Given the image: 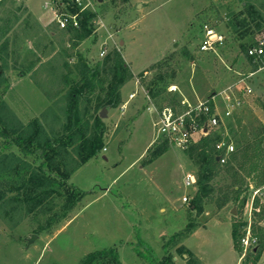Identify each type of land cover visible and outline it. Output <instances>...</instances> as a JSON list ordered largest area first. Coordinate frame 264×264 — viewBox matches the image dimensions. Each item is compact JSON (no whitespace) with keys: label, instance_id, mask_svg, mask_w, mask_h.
<instances>
[{"label":"rangeland","instance_id":"374dc122","mask_svg":"<svg viewBox=\"0 0 264 264\" xmlns=\"http://www.w3.org/2000/svg\"><path fill=\"white\" fill-rule=\"evenodd\" d=\"M74 3L0 0V166L7 167L0 170V264H83L90 253L111 247L122 264H151L137 254L138 242L164 258L163 244L186 231L188 223L197 226L169 246L173 264H254L264 237V134L259 132L264 66L253 71L246 48L264 37V0H91L85 10L91 13L80 18L77 28H62L54 9L72 13ZM86 18L92 32L82 38L76 29ZM204 21L215 25L225 41L200 53ZM114 50H120L132 72L121 88L123 102L136 87L135 75L151 70L142 80L155 102L182 108V99L193 105L211 100L223 114L224 92L254 72L247 78L253 93L211 134L214 140L232 141L237 160L222 165L211 181L214 191L200 206L193 202L197 186L180 184L187 172L198 173L192 145L181 149L158 136L156 113L144 91L124 111L119 105L105 117L96 98L81 101L85 125L92 128L97 115L103 119V147L66 175L76 165L72 160H80V142L70 146L64 130L71 82L79 79L82 59L104 65ZM172 83L180 91L170 93ZM16 136L34 152L14 144ZM52 147L59 151L61 171L47 168L52 186L37 194L27 187L31 171L42 161L50 163L42 152L51 156ZM12 161L13 169L8 167ZM70 184L87 193L65 213ZM185 193L191 196L187 205L181 200ZM227 197L231 200L224 203ZM229 221L232 229L233 223L240 225L242 250L234 246ZM249 230L245 248L242 239ZM33 235L38 237L29 243ZM94 264L116 263L108 258ZM257 264H264V248Z\"/></svg>","mask_w":264,"mask_h":264},{"label":"trees","instance_id":"16d2710c","mask_svg":"<svg viewBox=\"0 0 264 264\" xmlns=\"http://www.w3.org/2000/svg\"><path fill=\"white\" fill-rule=\"evenodd\" d=\"M71 9L74 12L77 10L76 7L73 6ZM90 13V11H84L82 12L81 17H86ZM91 15L93 16L94 14ZM76 30L82 38L88 37L90 35L92 29H89L88 27L87 18L81 22V29ZM250 60L254 63L253 71L259 70L261 65L259 63L254 62L251 58ZM78 74L79 79L77 81L71 82V87L68 90V94L66 97V114L68 116V120L64 130L65 133L69 134L68 136L71 137L69 143L70 146H73L76 142H80L81 148H79V145L78 149H76V154L80 157V160L77 161V159L75 158L72 160L76 163V165L72 167L71 170H69V173L68 171L66 172L67 176L77 170L84 162L96 155L99 150H101V148L103 147V137L105 133V124L103 122V119L99 115H97L95 118V125L92 128L89 127V122H87L85 125L83 121H81V101L83 99H86L87 101H92L96 98V106L100 111H102L104 108H106L108 111L111 108L117 107L123 102L121 88L126 83V81H128L132 77V72L129 68V65L124 60L120 50H114L111 53L109 61L105 62L104 65L102 63L91 65L86 59H82L78 67ZM47 97L51 100L53 99L51 95H48ZM87 132H90V135H87ZM259 132L261 134H264V125L263 129ZM0 134L2 135L1 129ZM63 139V136H60L58 138L59 141ZM220 139L221 138L214 140L212 139V136L209 135L203 137L199 142L194 143L191 146V154L192 156L198 158L197 162L199 165L197 173L198 180L196 184L198 190L196 196L193 199V202L197 207L202 204L203 198L205 196H208L214 191V186L212 185L211 181L215 177L220 175L222 171L223 164L218 160L219 152L215 148V143ZM13 140V143L17 146H20L22 151L26 153L34 152L31 144H26L23 138L16 136L13 138ZM30 141H33V137H31ZM41 147L42 150L45 148L43 145ZM51 150V156L48 155L47 152H42L46 157L47 161H50V163L42 161L39 167L31 171V185H28L27 187H29L30 191L35 192L37 194L40 193V188H47L52 186L51 184L53 182L54 177H52L51 175H46L47 168L51 167L52 171L53 169H55L57 172L61 171L60 165L56 163V157L59 154V151L53 147ZM236 160L237 157L234 151L231 154L228 162L226 163V166H230V164H232L233 161ZM10 163L11 164H9L10 166L8 167L11 169L15 168L16 162L12 161ZM53 163L54 167L52 166ZM2 168L7 167L0 166V170H6ZM69 186L71 188V194H69L67 202L65 203L63 208L65 213L72 210L75 204L80 201L82 196L87 193V191L75 186L74 184H70ZM50 192L48 191V193ZM2 197L3 196H0V198ZM228 200L231 199L227 197L224 203H226ZM196 226V224L192 225L191 223H188L186 231L182 233L180 232L173 234L169 238L168 242L163 244V249L166 254L164 258H160L154 251V249L142 240H140L137 244V254L149 261L151 264H173L174 255L170 254L169 246H174L178 238H182L185 233L192 232ZM240 231V225L238 223H233L232 235L236 250H242V236L240 235ZM258 246V251L254 253V264H257L261 252L264 248V237L259 241ZM182 252L183 251H181V253ZM108 258L116 264H122L120 261V255L118 250L112 247L105 248L102 251H94L90 253L85 258L83 264H94L97 261H105Z\"/></svg>","mask_w":264,"mask_h":264},{"label":"built area","instance_id":"2783aa9c","mask_svg":"<svg viewBox=\"0 0 264 264\" xmlns=\"http://www.w3.org/2000/svg\"><path fill=\"white\" fill-rule=\"evenodd\" d=\"M74 2L73 7H77L75 12L59 13L57 9H54L55 18L62 28L78 27L82 12L89 8L91 4V0H74ZM202 33L203 37L197 45V50L200 53L213 50L225 41L224 34L219 32L217 27L209 21L202 22ZM247 56L254 62L259 63L260 67L264 66V37L256 39L247 48ZM150 74H152L151 70H144L141 74L135 75L136 87L120 107L124 111L129 103L138 97L140 91H144V97L150 104L149 109H154L156 113L155 126L158 136L168 138L181 149H187L203 137L211 135L213 130L221 125V121L223 122L225 119L232 117L234 109L242 107L247 97L253 93V87L247 80L254 74V72H251L248 76H241L235 87H229L230 91L224 92L225 109L223 114L218 111L211 100L200 101L198 104L193 105L186 98L181 100L183 107L179 108L169 102L164 104L155 102V97L151 91L145 88L142 80L143 77ZM168 91L173 94L180 91V88L172 83L168 86ZM215 148L219 152L218 158L222 164H226L231 154L236 150L234 143L226 138L218 140L215 143ZM197 180V174L189 171L184 175L180 184L184 188H192L196 186ZM181 200L183 204L187 205L191 202V196L185 193ZM242 243L245 248L249 247L250 230L242 239Z\"/></svg>","mask_w":264,"mask_h":264},{"label":"crops","instance_id":"0c3cea01","mask_svg":"<svg viewBox=\"0 0 264 264\" xmlns=\"http://www.w3.org/2000/svg\"><path fill=\"white\" fill-rule=\"evenodd\" d=\"M256 74V73H255ZM215 221V220H214ZM214 221H212V222H214ZM218 222H220V220H217ZM230 222V226H231V235H232V231H233V229H232V223H231V221H229ZM220 223H222V222H220ZM208 225H211V220L208 222V223H205L204 225H202V226H199L192 234H194V233H198L200 230H202L203 228H205V227H207ZM232 240H233V235H232ZM233 243H234V241H233ZM185 244H186V241H185ZM196 255H197V253H196ZM201 259V258H200ZM202 260V259H201ZM240 260H241V258H240Z\"/></svg>","mask_w":264,"mask_h":264},{"label":"water","instance_id":"95a60500","mask_svg":"<svg viewBox=\"0 0 264 264\" xmlns=\"http://www.w3.org/2000/svg\"><path fill=\"white\" fill-rule=\"evenodd\" d=\"M102 117H105L107 115V109L104 108L102 111H101V114H100ZM219 160V158H218ZM233 213H236V210L234 209L233 210ZM37 235H33L30 240H29V243H33L36 239H37Z\"/></svg>","mask_w":264,"mask_h":264}]
</instances>
